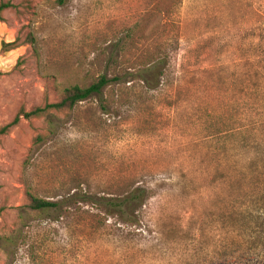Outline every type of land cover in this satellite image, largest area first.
I'll return each instance as SVG.
<instances>
[{"label": "rangeland", "instance_id": "rangeland-1", "mask_svg": "<svg viewBox=\"0 0 264 264\" xmlns=\"http://www.w3.org/2000/svg\"><path fill=\"white\" fill-rule=\"evenodd\" d=\"M0 2V129L109 81L0 135V264H264V0ZM133 188L141 233L78 198L25 206Z\"/></svg>", "mask_w": 264, "mask_h": 264}, {"label": "trees", "instance_id": "trees-1", "mask_svg": "<svg viewBox=\"0 0 264 264\" xmlns=\"http://www.w3.org/2000/svg\"><path fill=\"white\" fill-rule=\"evenodd\" d=\"M66 0H55V3L59 6L64 5ZM26 7H30L26 3ZM16 9L11 2H0V22L2 21V13ZM20 39H16L14 42L5 44L10 50L20 47L22 44L33 45L35 43L34 38L31 35H27L25 40L18 44ZM161 59H155L151 61L145 70L146 74L159 73L162 70L164 64ZM108 80L105 77H100L95 83L86 88L73 86L64 90L61 99L58 102L45 103L42 107L35 108L29 112L21 111L16 117L7 125L0 129V135H6L10 128L16 126L20 119L29 120L32 118H41L52 113L61 114L73 109L77 104L86 101L88 98L100 95L102 90L107 86ZM44 136H39L36 141L41 142ZM79 196V197H78ZM148 191L145 188H133L129 193L118 198H105L99 199L97 196L91 194H79L71 196L65 201H49L41 198H37L31 194L27 195V201L25 206L32 211H48L55 210L59 216L62 217L65 208L68 206V202L73 199H80L87 206H95L104 211V214L113 216L115 215L122 224H125L133 229H136V233L143 232V228L146 230V225L142 220V214L145 212V204L148 199ZM67 203V204H66ZM142 229V230H141Z\"/></svg>", "mask_w": 264, "mask_h": 264}]
</instances>
